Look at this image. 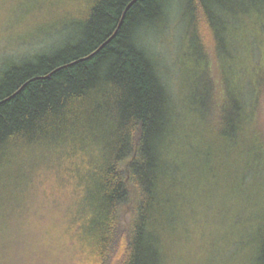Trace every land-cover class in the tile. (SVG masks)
Masks as SVG:
<instances>
[{
  "label": "trees",
  "instance_id": "1",
  "mask_svg": "<svg viewBox=\"0 0 264 264\" xmlns=\"http://www.w3.org/2000/svg\"><path fill=\"white\" fill-rule=\"evenodd\" d=\"M56 1L57 41L0 72V210L29 206V196L57 210L58 226L69 228L57 236L80 264H162L171 195L182 197L174 176L181 168L169 158L180 113L140 35L165 20L170 0ZM226 2L189 6L214 18ZM262 91L248 121L254 155L264 147ZM235 109L209 124L226 156L244 129L243 106ZM205 157L200 176L212 159ZM250 170L236 172L242 179ZM12 193L20 199L10 201ZM258 249L256 262L264 264V234Z\"/></svg>",
  "mask_w": 264,
  "mask_h": 264
},
{
  "label": "rangeland",
  "instance_id": "2",
  "mask_svg": "<svg viewBox=\"0 0 264 264\" xmlns=\"http://www.w3.org/2000/svg\"><path fill=\"white\" fill-rule=\"evenodd\" d=\"M226 3L222 11L211 9L212 18L190 7L189 0H170L165 20L140 35L163 70L180 113L169 158L181 168L174 176L182 197L179 201L171 195L172 225L159 240L162 264H257L259 256L264 157L258 151L263 154L264 147L255 155L250 151L248 121L256 118L262 87L264 116V0ZM54 4L58 2L0 0V72L57 41L60 29L50 24ZM220 11L226 29L218 20ZM237 103L243 106L244 129L228 142L234 155L228 147L226 156L209 124L231 118ZM208 154L212 159L200 176L196 166ZM245 168L254 174L250 170L240 179L236 170ZM29 197V206L0 210V264H80L57 236V231L69 230L58 226L59 212L32 204ZM9 198L14 202L20 195Z\"/></svg>",
  "mask_w": 264,
  "mask_h": 264
}]
</instances>
